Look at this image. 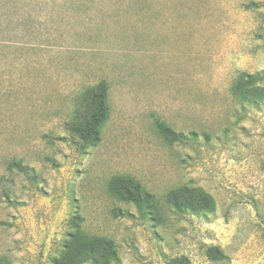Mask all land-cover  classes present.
I'll return each instance as SVG.
<instances>
[{
    "label": "rangeland",
    "instance_id": "rangeland-1",
    "mask_svg": "<svg viewBox=\"0 0 264 264\" xmlns=\"http://www.w3.org/2000/svg\"><path fill=\"white\" fill-rule=\"evenodd\" d=\"M243 73L264 77V0H0V264H56L78 232L113 240V264H264V81L234 92ZM102 81L92 145L68 124ZM184 185L215 211H175Z\"/></svg>",
    "mask_w": 264,
    "mask_h": 264
},
{
    "label": "trees",
    "instance_id": "trees-1",
    "mask_svg": "<svg viewBox=\"0 0 264 264\" xmlns=\"http://www.w3.org/2000/svg\"><path fill=\"white\" fill-rule=\"evenodd\" d=\"M264 81L260 75L243 73L234 92L241 93L246 87L254 86ZM110 87L107 81L100 82L87 93L82 105L78 108L74 121L68 124V130L77 138L96 145L101 139V127L110 117ZM162 135L172 143L185 141V134L176 132L164 123L158 124ZM194 139L196 133L190 134ZM20 166V165H19ZM109 192L116 199L133 204L142 216L159 217V207L155 197L145 190L142 185L132 177L115 176L110 180ZM171 207L179 212L212 213L215 211L213 198L201 188L184 185L168 194ZM155 220V219H153ZM74 234L67 246L66 252L57 260L56 264H113L120 263L115 242L103 237H87Z\"/></svg>",
    "mask_w": 264,
    "mask_h": 264
}]
</instances>
